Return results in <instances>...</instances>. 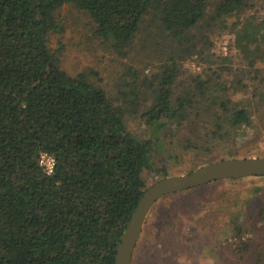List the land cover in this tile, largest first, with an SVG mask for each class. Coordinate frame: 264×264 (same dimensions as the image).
Instances as JSON below:
<instances>
[{"label": "trees", "instance_id": "obj_1", "mask_svg": "<svg viewBox=\"0 0 264 264\" xmlns=\"http://www.w3.org/2000/svg\"><path fill=\"white\" fill-rule=\"evenodd\" d=\"M65 3L86 11L123 54L149 11L182 40L207 0H0V264H115L148 186L143 171L154 169L151 139L131 133L123 108L50 51V34L62 31L55 11ZM246 4L221 0L217 9ZM176 71L155 76L154 102L142 113L156 130L184 107L172 98ZM219 106L229 112L223 99ZM228 115L234 126L248 121L243 108ZM43 153L54 158L50 174L39 165Z\"/></svg>", "mask_w": 264, "mask_h": 264}, {"label": "rangeland", "instance_id": "obj_2", "mask_svg": "<svg viewBox=\"0 0 264 264\" xmlns=\"http://www.w3.org/2000/svg\"><path fill=\"white\" fill-rule=\"evenodd\" d=\"M220 1L207 0L182 40L149 11L123 54L86 11L71 3L55 11L62 31L51 33L48 45L60 65L71 75L86 72L123 108L128 130L151 139L154 169L143 171L146 185L221 159L264 157V0H246L230 13L218 12ZM166 67L177 70L172 98L184 107L156 130L142 113ZM221 99L229 112L245 109L248 121L232 125ZM131 264H264V176L162 196L145 216Z\"/></svg>", "mask_w": 264, "mask_h": 264}, {"label": "water", "instance_id": "obj_3", "mask_svg": "<svg viewBox=\"0 0 264 264\" xmlns=\"http://www.w3.org/2000/svg\"><path fill=\"white\" fill-rule=\"evenodd\" d=\"M264 176V157L230 158L209 162L185 174L165 176L148 185L122 234L115 254V264H131L132 253L151 206L162 196L196 187L214 180Z\"/></svg>", "mask_w": 264, "mask_h": 264}, {"label": "built area", "instance_id": "obj_4", "mask_svg": "<svg viewBox=\"0 0 264 264\" xmlns=\"http://www.w3.org/2000/svg\"><path fill=\"white\" fill-rule=\"evenodd\" d=\"M39 165L47 174H50L53 172L54 158L49 154L43 153L39 159Z\"/></svg>", "mask_w": 264, "mask_h": 264}]
</instances>
